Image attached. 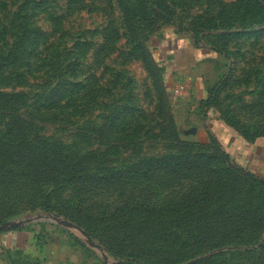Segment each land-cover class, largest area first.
Masks as SVG:
<instances>
[{"label":"rangeland","instance_id":"obj_1","mask_svg":"<svg viewBox=\"0 0 264 264\" xmlns=\"http://www.w3.org/2000/svg\"><path fill=\"white\" fill-rule=\"evenodd\" d=\"M238 167L264 178V0H0V212L42 218L26 251L71 236L60 258L139 264L103 247L114 234L182 264H264V249L200 247L203 222L170 210L206 193L199 215L227 210Z\"/></svg>","mask_w":264,"mask_h":264},{"label":"trees","instance_id":"obj_2","mask_svg":"<svg viewBox=\"0 0 264 264\" xmlns=\"http://www.w3.org/2000/svg\"><path fill=\"white\" fill-rule=\"evenodd\" d=\"M220 153L224 161L229 164L230 155L223 151ZM163 165H166V163ZM228 167L231 169V165ZM235 173L240 177L237 180L238 182L234 184V187L233 185L230 186L235 189V194H229L226 195L227 198H223L224 202L227 204V210L220 211V208H218L202 212L203 214L199 215L196 211L199 208H203L206 202L213 201L214 199V196L208 193L202 198L197 197L194 199H188L182 205L172 206V208H170V210L178 216V223L187 220L193 221V223L197 225L203 222V226H199V230L197 235L194 236V239L196 241L195 244H199L200 247H204L207 251H213V249L217 248H225L226 245L236 247V249L252 248L250 250L255 252L264 249V242L260 244L261 235L264 231V178L259 177L242 167L235 169ZM215 177L218 178V175L215 174ZM229 182L230 180L228 179L227 183ZM0 183H4L2 178H0ZM219 184L220 181L217 182V185ZM209 187H213V183ZM253 190L256 192H253L251 198L250 192ZM244 202H246L245 205ZM49 209L51 208H47L46 211ZM8 217L9 215L7 213L0 212V224L8 222ZM82 218L84 220L87 219L85 216H82ZM136 228L138 231L137 236L145 240V244H148L146 236L142 235H147L148 226H139ZM15 229L20 228L18 227ZM85 233L87 237H92L86 230ZM155 233L157 235H169L172 236V238L174 237L173 232L168 230L164 223ZM252 233L258 235L255 240L251 236ZM125 240H127V236L117 238L116 235L109 234L102 245L103 247L115 245L118 242L121 247L127 248V252L124 255L126 260H132L139 264H182L186 261L183 259V256H181V253L173 249H165V247H151L152 249L150 250L143 248L131 250L130 246L133 244L134 240H130V243H127ZM177 240L178 239L174 237L173 241L176 242ZM256 245H259V247L255 248ZM185 252L188 253L187 249ZM212 258L213 257L200 259L199 261L190 264H210Z\"/></svg>","mask_w":264,"mask_h":264},{"label":"crops","instance_id":"obj_3","mask_svg":"<svg viewBox=\"0 0 264 264\" xmlns=\"http://www.w3.org/2000/svg\"><path fill=\"white\" fill-rule=\"evenodd\" d=\"M19 228L0 232V235H4L6 239V241L3 238L0 239V264H78L82 261L77 258L66 260L59 257L58 251L81 247L74 242L71 236L69 240L65 237L56 241L53 237L49 239L46 237L43 240L41 235L37 234L38 236L35 235L31 238V249L26 251L24 245L29 237L23 226ZM21 240L22 242L19 244ZM60 248H64V250H59Z\"/></svg>","mask_w":264,"mask_h":264},{"label":"water","instance_id":"obj_4","mask_svg":"<svg viewBox=\"0 0 264 264\" xmlns=\"http://www.w3.org/2000/svg\"><path fill=\"white\" fill-rule=\"evenodd\" d=\"M39 219H42L40 216H37L36 218H30V219H24V220H20V221H8V222H5L3 224H0V232L1 231H6V230H10V229H14V228H18V227H21L25 224H29L35 220H39ZM50 223H55L53 221V219L51 218H48L47 219ZM58 223H60L61 225L63 226H67V227H74L75 226L67 221H58ZM82 235H85L84 232H81ZM87 240L90 244V246H92L93 248H96L98 250H101V246L99 244H95L91 241V238L87 237ZM105 259V257H104Z\"/></svg>","mask_w":264,"mask_h":264}]
</instances>
